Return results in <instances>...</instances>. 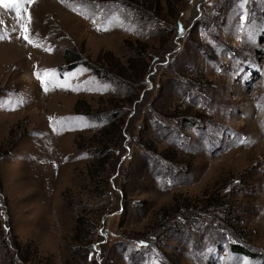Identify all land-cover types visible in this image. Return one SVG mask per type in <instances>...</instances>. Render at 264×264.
<instances>
[{
	"label": "rangeland",
	"instance_id": "obj_1",
	"mask_svg": "<svg viewBox=\"0 0 264 264\" xmlns=\"http://www.w3.org/2000/svg\"><path fill=\"white\" fill-rule=\"evenodd\" d=\"M0 36V264H264V0H0Z\"/></svg>",
	"mask_w": 264,
	"mask_h": 264
},
{
	"label": "trees",
	"instance_id": "obj_2",
	"mask_svg": "<svg viewBox=\"0 0 264 264\" xmlns=\"http://www.w3.org/2000/svg\"><path fill=\"white\" fill-rule=\"evenodd\" d=\"M71 55L69 58H67V61L69 63L68 66H66L63 70L64 71H72L74 70L76 67H78L79 65H85L88 69H90L96 76L100 77V72L98 71V69H96L95 67H93L91 64H89L87 61H81L80 57L78 55H74V54H69ZM132 63H135V61L132 60ZM129 70L130 71H135V67L134 65L132 66H129ZM144 71V69H142ZM102 77V76H101ZM225 196V195H224ZM223 199L227 200L228 197H223L221 196ZM212 204H215L216 206V209H218V207H226V205H230L231 203L230 202H214ZM227 206V207H228ZM223 210V217H222V220L227 223V221L229 222V219L232 218V216L229 218V213L226 212V210H224L223 208H221ZM231 251L235 252V253H243V254H246L247 252L240 246H237V245H232L231 247Z\"/></svg>",
	"mask_w": 264,
	"mask_h": 264
},
{
	"label": "snow or ice",
	"instance_id": "obj_3",
	"mask_svg": "<svg viewBox=\"0 0 264 264\" xmlns=\"http://www.w3.org/2000/svg\"><path fill=\"white\" fill-rule=\"evenodd\" d=\"M27 2H31V0H10V5L11 6H16V5H22V4H24V3H27ZM31 20V17L29 16V21ZM4 37L3 36H0V39H3ZM26 41H28L29 43H31L32 41H31V39L27 36V35H25L24 37H23Z\"/></svg>",
	"mask_w": 264,
	"mask_h": 264
}]
</instances>
